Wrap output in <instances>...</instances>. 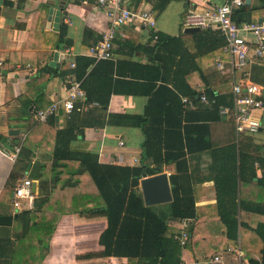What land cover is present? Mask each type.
<instances>
[{
	"label": "crops",
	"instance_id": "obj_1",
	"mask_svg": "<svg viewBox=\"0 0 264 264\" xmlns=\"http://www.w3.org/2000/svg\"><path fill=\"white\" fill-rule=\"evenodd\" d=\"M161 1L163 0H124V4L129 9L152 10L156 19V32L176 36L181 32L189 33L184 32L185 27L180 26L187 8H202L208 3L224 2V0H167L162 11L157 12L154 4H160ZM12 2L13 4L9 5L0 0V214L18 215L19 210L10 203L11 192L7 194L3 192L11 171L21 175L18 180L26 176L35 181L34 201L46 198L48 200L33 214L22 218H16V215L10 225H0V236L5 234L10 236V239H4L5 247L3 249L0 247V264H130L124 256L107 255L104 252L99 239L107 224V213L105 207L96 206L98 205L96 194L87 195L93 199L84 205L89 206L85 207L86 209H82L83 202L75 201V197L79 195L77 192L85 194L86 190L92 191L86 175L79 176V186L76 189L70 185L62 187V183L59 184L55 176L50 175L48 168L40 169L41 176L35 178L34 175L38 173L35 170V163L51 162L53 131L73 123L76 130H80L78 131L80 135L70 142L71 151L97 154L98 161L102 163L138 164L140 144L144 138L141 129L115 122L107 123V118L110 113L142 112L147 96L143 93L112 91L105 110H102L96 101L86 103L85 100H80V110L74 109L65 113L59 108L56 113L48 116L33 129L38 122L34 116L35 111L43 108L40 107L43 104H37L35 98L38 97L42 103L65 96L66 79L75 71L68 65L69 58L73 57L76 63L78 57L90 58L88 52L90 44L98 41L102 32L111 25V19L107 10L97 0H12ZM248 4L258 5L260 1L250 0ZM262 19L264 8L260 10L256 21ZM168 20L173 21L174 25L168 26ZM153 33L147 26L132 23H125L116 28L113 54L110 58L115 70L118 67V70L124 71L123 63L150 64L153 57L151 47L156 41ZM245 36L252 40L249 34ZM217 47L218 43L209 45L207 51L214 49L213 52L216 54L214 57L204 56L199 62L200 67L208 74L210 86L219 93L231 92L233 83L248 77L262 86L261 95L264 97V62L251 57L244 68L234 69L230 55L223 47L221 49ZM191 50L194 49L190 47ZM82 64L81 60L80 66ZM93 66L94 63L87 70ZM42 68L49 73H55L47 81L34 84L30 80L38 76ZM218 73L223 74L224 79ZM128 75L113 71L106 77H96L95 89L107 90L116 86L142 92L145 88L141 85L126 83ZM192 76L193 80H196V86L203 89L204 84L197 79L198 72ZM116 79L122 83L115 81ZM136 82L142 84L143 81ZM219 114L221 118L210 123V141L213 147L224 146L234 138L236 144L240 142L243 147L253 151L260 147L259 151L264 155V107L257 113L260 119L257 131L238 133L232 128L231 114H222L220 110ZM10 129H17L19 132L9 134ZM23 135L24 139L26 138L25 147L33 151L30 159L28 161L17 157L15 161H11L6 153ZM202 158L204 160L210 158L208 151L202 153ZM254 167L256 175L259 176L257 162L254 163ZM174 171L173 163H163L161 172L169 175ZM66 176L67 174H62L63 179ZM68 179H64L63 184L66 182L72 184ZM52 185L55 187L51 189ZM193 186L199 194L195 205L206 211L208 223L198 228L202 234H197L195 238L197 242L201 240L202 242L196 250L182 249L180 264H249L245 251L251 254L255 250L250 226L253 227L261 220V216L242 213L246 216L244 221L249 226L244 228L248 231L243 237L244 242L241 233L235 240L223 239L220 234L223 226L218 221L214 208L216 193L213 181L204 180L202 183H194ZM263 194L264 191L253 185L244 192L245 197L255 200L264 199ZM27 222L30 223L25 232ZM168 227L169 234H173L179 229L180 222L168 218ZM242 243L244 247L241 246ZM215 245H221V248L209 260L193 256L195 254L203 257L206 250H212ZM228 246L234 248L239 246L242 254L227 251ZM215 255H220L219 261L213 259Z\"/></svg>",
	"mask_w": 264,
	"mask_h": 264
},
{
	"label": "trees",
	"instance_id": "obj_2",
	"mask_svg": "<svg viewBox=\"0 0 264 264\" xmlns=\"http://www.w3.org/2000/svg\"><path fill=\"white\" fill-rule=\"evenodd\" d=\"M166 1L155 3L154 9L157 12L162 11ZM258 1H260L258 5L244 3L236 8L232 19L237 23L255 22L260 10L264 8V0ZM3 2L13 4L12 0ZM180 26L183 27L182 23ZM215 43H218L217 48L221 49L225 41L217 30L210 28L189 33L181 32L176 36L157 32V39L151 47L153 52L151 63L146 65L135 62L123 63L124 71L118 70V67L115 70L110 58L99 60L92 56L77 58L74 72L85 90L86 103L96 101L98 106L105 110L112 91L143 93L147 96L142 112L110 113L107 118V123L115 122L141 129L144 138L140 144L138 164L102 163L98 161L97 154L71 151L70 142L80 135L78 132L80 130H76L73 123L53 131L51 162L35 163V170L38 171L34 175L35 178L41 176L40 169L48 168L50 175L55 176L56 181L62 183V187L70 185L76 189L79 186V176L86 175L92 191L86 190L85 194L77 192L79 195L75 197V201L83 202L82 209H86L85 207L89 206L84 205L93 199L87 195L94 193L98 198L96 206L105 207L107 224L100 234L99 241L107 255L124 256L130 264H180L182 249L196 250L202 242V240L197 242L195 238L197 234H202L198 228L208 223L206 211L195 205L199 194L193 184L211 179L216 193L214 208L217 219L223 226L220 232L223 239L235 240L239 233L243 239L248 232L244 228L249 227L244 221L246 218L244 214L261 216V220L253 227L250 226L255 250L251 254L245 251V255L249 258V264H264V199L255 200L244 196V192L248 191L251 185L264 191L263 152L259 151L260 147L253 151L243 147L240 142L236 144L234 138L220 147H213L210 141V123L221 118L219 114L221 107L233 106L232 92L219 93L214 90L210 86L208 74L199 65L204 56L214 57L216 54L213 52L214 49L207 51V48ZM190 47L194 50L190 51ZM81 60L83 64L80 66ZM92 63L94 66L87 70ZM113 71L118 74L128 73L129 79L125 80L126 83L141 85L145 89L140 92L114 86L107 90L101 88L96 90L94 78L106 77ZM195 72H198L197 79L204 84L203 89H199L196 80H193L192 75ZM54 73L42 68L39 75L30 81L34 84L42 83ZM218 74L224 79L223 74ZM115 81L119 82V79ZM136 81L143 82L139 84ZM202 94L208 103L201 101ZM182 97H187L192 104L184 102ZM259 97L264 106V97L262 95ZM35 99L37 104H43L40 106L43 108L50 103L48 100L40 103L38 97ZM80 105V100H76L72 110H80ZM40 122H36L33 129ZM232 126L235 129L233 121ZM25 141L26 138L17 157L29 161L33 151L25 147ZM204 151H208L210 156L208 160L202 158ZM255 162L260 169L259 176L255 172ZM163 163L174 164L175 171L168 175L172 198L161 204L146 205L139 188L142 173L145 172L147 175L161 173ZM64 173L67 174L64 179L69 178L72 184L67 182L63 184ZM19 177L21 175L17 172H10L3 188L5 194L11 192L12 195V189ZM53 187L55 185H52L51 189ZM40 200L33 199V209L19 210L16 218L29 216L35 210H40L48 199ZM168 218L179 222L182 218L192 219L188 227V237L183 245L173 239L175 232L169 234ZM29 223L27 222L25 226V232ZM5 238L10 239V236L6 234L0 236L1 249L5 247ZM241 246L244 247L243 243ZM219 248L221 245H215L212 250H206L205 256L195 254L193 256L209 260L219 252Z\"/></svg>",
	"mask_w": 264,
	"mask_h": 264
},
{
	"label": "built area",
	"instance_id": "obj_3",
	"mask_svg": "<svg viewBox=\"0 0 264 264\" xmlns=\"http://www.w3.org/2000/svg\"><path fill=\"white\" fill-rule=\"evenodd\" d=\"M97 2L107 10L111 25L102 32L98 41L88 48L89 54L96 60L112 57L116 28L122 24L132 23L147 26L153 30V38L157 39L156 19L152 10L129 9L125 6L124 0H97ZM244 3L245 0H224L220 4H205L202 8L190 7L184 11L181 21L183 27L198 26L203 29L217 30L224 38L223 49L230 55L234 69L244 68L251 57L264 62V19L239 23L232 19L233 11ZM245 34H249L252 40L247 39ZM69 66L75 69L76 61L73 57L69 58ZM66 81L65 96L52 100L45 108L37 109L34 114L37 121H45L48 116L56 113L59 108L68 113L74 108L76 100H85V90L74 72L67 77ZM261 91L262 86L248 77L232 84L233 106L232 108L221 107L220 112L231 114L235 130L238 133L258 130L260 119L257 113L264 107L262 99L259 97ZM200 99L203 103H208L204 94L201 95ZM182 100L190 105L192 104L187 97H182ZM23 139L24 135L6 153L11 161L17 159ZM120 144H122V141H120ZM32 184L33 180L26 176L16 182L10 198V203L14 208L21 210L33 206L36 191L33 190ZM191 220V218H182L179 229L173 234V239L178 241L180 245H183L188 237V227ZM226 250H232L238 255L242 254L239 246L235 248L228 246ZM213 259L219 261L220 255H215Z\"/></svg>",
	"mask_w": 264,
	"mask_h": 264
},
{
	"label": "water",
	"instance_id": "obj_4",
	"mask_svg": "<svg viewBox=\"0 0 264 264\" xmlns=\"http://www.w3.org/2000/svg\"><path fill=\"white\" fill-rule=\"evenodd\" d=\"M250 0H245V3H249ZM201 28L198 26L185 27L184 32L200 31ZM19 130L10 129L9 134H17ZM33 190H35V181L32 184ZM140 189L146 205H153L170 201L172 198L168 175L164 172L147 175L145 172L142 173L140 180ZM17 213L11 214H0V225H10L12 218Z\"/></svg>",
	"mask_w": 264,
	"mask_h": 264
},
{
	"label": "rangeland",
	"instance_id": "obj_5",
	"mask_svg": "<svg viewBox=\"0 0 264 264\" xmlns=\"http://www.w3.org/2000/svg\"><path fill=\"white\" fill-rule=\"evenodd\" d=\"M162 18H163V17H162ZM176 22H177V21H176ZM179 22H180V19H179ZM179 22H177V23H179ZM173 23H174L173 21L170 22V21L168 20L167 25H168V26H171V25L173 26V25H174ZM176 27H177V24H176Z\"/></svg>",
	"mask_w": 264,
	"mask_h": 264
}]
</instances>
